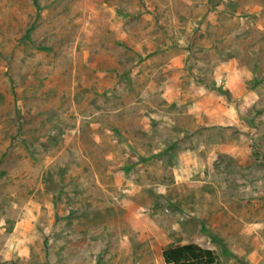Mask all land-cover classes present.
Returning <instances> with one entry per match:
<instances>
[{
  "label": "rangeland",
  "instance_id": "1",
  "mask_svg": "<svg viewBox=\"0 0 264 264\" xmlns=\"http://www.w3.org/2000/svg\"><path fill=\"white\" fill-rule=\"evenodd\" d=\"M113 1L0 0V264H166L164 247L189 242L223 264H264V0H118L127 15L138 1L159 3L146 11L158 31L188 15L196 82L212 86L213 68L235 56L229 67L251 95L234 100L216 88L238 121L197 136L226 151L204 140L205 162L146 168L156 179L132 207L122 202L127 180L107 169L110 144L96 147L85 124L73 131L74 113L90 110L75 83L88 75L89 15Z\"/></svg>",
  "mask_w": 264,
  "mask_h": 264
},
{
  "label": "crops",
  "instance_id": "2",
  "mask_svg": "<svg viewBox=\"0 0 264 264\" xmlns=\"http://www.w3.org/2000/svg\"><path fill=\"white\" fill-rule=\"evenodd\" d=\"M157 5L156 1H138L134 13L127 15L120 11L117 0L104 3L89 15L84 48L88 75L78 77L75 82L85 86L80 100L90 110L84 108L74 113L78 120L73 131L80 134L85 124L96 147L110 144L104 157L107 169L110 167L109 173L111 170L116 173L118 182L123 184L127 180L123 207L136 204L132 196L146 189L149 178L156 179L149 176L146 168L169 164L176 170L177 166L193 161L205 162L201 154L206 147L204 140L218 151H226L223 145H214L212 136L202 138L201 142L197 136L203 128L210 131L238 121L235 104L226 102L216 88L228 87L234 100L251 98L241 70L240 82H233L238 80L235 78L238 74L229 66L238 63L235 56L213 68L212 86L206 81H197L198 84L193 74L196 71L189 62L192 51L188 46V15L180 11L169 20V31L166 32V27L158 31L157 19L151 12L146 13ZM131 19L136 28H131ZM145 19H149L146 26ZM177 20L180 25L176 28L172 22L177 25ZM201 32L206 33L205 29H200ZM163 37L174 39L165 41ZM188 100L193 105L186 104ZM185 116L192 119V125L183 122ZM192 134L197 136L196 144L188 141L192 136L187 135ZM214 153L211 149L209 159ZM169 156L173 162L168 163Z\"/></svg>",
  "mask_w": 264,
  "mask_h": 264
},
{
  "label": "trees",
  "instance_id": "3",
  "mask_svg": "<svg viewBox=\"0 0 264 264\" xmlns=\"http://www.w3.org/2000/svg\"><path fill=\"white\" fill-rule=\"evenodd\" d=\"M162 255L166 264H223L216 250L197 242L167 245Z\"/></svg>",
  "mask_w": 264,
  "mask_h": 264
}]
</instances>
